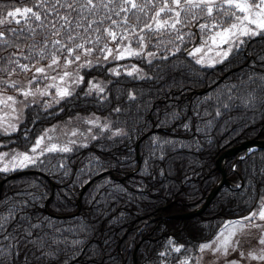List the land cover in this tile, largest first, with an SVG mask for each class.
Instances as JSON below:
<instances>
[{"label":"trees","instance_id":"obj_1","mask_svg":"<svg viewBox=\"0 0 264 264\" xmlns=\"http://www.w3.org/2000/svg\"><path fill=\"white\" fill-rule=\"evenodd\" d=\"M18 7H32V4L28 0H0V18ZM114 19L119 20L118 17ZM7 27L18 29L21 26L14 20L0 25V28ZM191 31L195 32V27H191ZM199 39L197 37L193 45ZM104 43L110 47L117 45L118 41L105 39L101 41ZM250 50L252 59L264 55V40L253 38ZM21 51H26V46ZM3 55L7 56V53ZM104 55L98 47L91 54L102 59ZM177 56L180 59L174 65L164 61L160 67H153L135 57L119 61L136 63L150 79L136 78V74L127 76L125 65L118 67L120 76L112 75L107 69L115 62L85 69L90 77L109 80L103 94L107 100L101 96L99 103L92 99L96 95L93 93L88 99L81 95L79 100L67 105L61 101L57 106H45L46 111L36 103L25 108L21 125H27L29 140L33 141L47 126L76 114L110 115L115 125L123 127L127 133L114 136L112 140L104 139L106 135H103L87 147L70 153H50L41 168L34 172L14 177L0 172V200L4 201L0 208L14 200H32L27 212L36 213L34 220L51 217L54 226L80 229L68 236L69 242L73 239L81 241L75 246L79 251L73 247L63 253L69 258L68 264H76L77 261L79 264H134L133 253L137 245V264H180L191 254L199 256L197 245L211 240L225 221L245 216L256 207L255 200L249 197L258 196L262 189L256 183L255 191H248L249 164L241 162L240 157L246 152L243 150L225 155L229 185L224 184L219 189L202 213L185 219L160 218L200 207L223 176L218 166L222 153L251 139L264 140V107L257 104L251 111L233 109L222 123V117L214 118L216 109L207 102L208 97L221 95L227 86L252 71L245 59L241 58L228 68L217 65L215 69H202L189 63L193 58H185L183 46ZM83 87L80 85L76 92L80 93ZM253 87L259 89L261 86L256 84ZM129 92L135 94V100L129 99ZM113 106L120 107L121 111L113 112ZM60 107L64 109L62 112L57 111ZM197 111L201 115L205 112L210 114L203 115L201 119ZM164 116H168L167 122H162ZM184 123L188 124L190 131L181 126ZM13 137H19L14 139V144L22 149L29 147L21 133H15ZM154 137L170 139L186 147L165 152L164 160L149 159L147 149ZM93 155L100 157L107 167L86 176L81 172L82 162ZM249 155L259 165L264 159V145ZM60 158L67 168L66 174L65 169L59 167ZM145 160L152 165L150 172L159 173L163 169L164 174L145 180L141 176ZM233 165H236L235 170ZM102 172L105 173L101 175ZM87 183L89 185L83 191ZM113 185L126 187L131 195L109 199L107 192ZM139 185L143 187L138 190ZM97 192L99 206L91 199ZM20 193L28 195H18ZM105 200L109 202L105 203ZM177 245H184L190 251L185 253V248H181L177 253L174 251ZM166 249L168 255L160 257L158 254ZM59 257L60 254L56 259ZM29 264L46 262L33 259Z\"/></svg>","mask_w":264,"mask_h":264},{"label":"snow or ice","instance_id":"obj_2","mask_svg":"<svg viewBox=\"0 0 264 264\" xmlns=\"http://www.w3.org/2000/svg\"><path fill=\"white\" fill-rule=\"evenodd\" d=\"M28 2L32 7L15 8L8 11L4 18H0V25L10 23L7 20L10 17L15 24L21 26L18 29L0 28V111L8 110L5 112V118L0 119V137L8 138L0 139L2 165L0 172L7 173L34 167L37 164L42 165L44 161L41 157L48 153L73 152V145L76 149L88 146L74 139H68L63 144L54 142L57 138L50 136L49 133L55 131L56 125L45 129L34 141L29 140L27 125L24 129L20 127L21 109L36 103L37 97L53 95L57 98L55 101L57 104L64 101L65 105L79 100L81 95L88 99L93 92L96 95L92 99L97 103L100 102L98 98L101 96L107 100V96L103 95L105 89L99 83L93 80L85 82L84 76L78 74L79 68L92 64L87 57L97 47L99 51L105 53V60L109 57L113 61L135 57L153 67H160L164 61L174 65L180 59L177 53L181 52L182 46L185 58H193L189 63L199 65L202 69H215L217 65L228 68L243 58L252 71L240 81L227 86L221 95L215 98L208 97L207 102L216 109L214 118L222 117V123L232 114L233 109L251 111L256 109L257 104L264 107V55L252 59L250 50L253 38L259 37L264 40V0H28ZM114 17H118L119 20ZM191 27H195L196 31L192 32ZM129 36L135 37V48L131 46V41L124 43L129 40ZM197 37L200 38V43L193 45ZM105 39L118 41L115 55L107 43L101 44ZM25 46L26 51H21ZM5 52L7 56L3 55ZM82 56L85 57L84 63H80ZM45 61L46 63H42ZM73 64H76V69L72 72L65 70ZM50 70L56 75H51ZM107 70L112 75H121L119 68ZM18 72H32L27 84L11 79ZM134 72L138 74L136 78L150 79L142 75V70L136 65H131V70L127 71L126 75L133 76ZM44 80L53 83L47 84L44 90L39 86L33 87L38 81L43 83ZM73 84H83L84 87L77 93L72 90ZM256 84L261 87L259 89L253 87ZM51 88H55L54 93L48 90ZM248 88L251 90H246ZM128 97L136 99L135 94L131 92L128 93ZM48 103L44 101L39 107L45 108ZM63 110V107L57 109L60 112ZM112 111L119 113L121 109L113 106ZM209 114L205 112L203 115ZM197 115L203 119V115L198 111ZM167 120L168 116L162 118V122ZM83 123L96 129L90 137L92 140H98L104 132L108 133L103 137L107 140L122 135L120 131H112V125L107 118L101 121L95 113L83 119ZM181 126L191 130L186 123ZM89 131V128H85L79 135L83 136ZM18 132L29 143L27 150L22 152L8 148L13 134ZM77 135L76 130L71 131L72 137ZM165 145L168 147L165 148ZM177 147L186 146L177 145L170 139L154 137L148 146L147 155L149 159L164 160V153ZM240 159L242 163L249 164L248 191H255L256 183L260 184L262 190L258 196L249 197L255 200L256 207L247 215L225 221L211 240L197 245L198 252L208 253L205 264H213V261L220 257L228 258L230 252H235L237 248L238 257L228 258L223 264H242L245 258V245L254 237L259 250L249 248L247 259L264 261V159L259 165L251 155L242 156ZM82 164L81 172L86 176L94 170L107 167L100 157L94 155ZM143 164L145 167L141 176L145 180L164 174L163 169L159 173L150 172L149 168L152 165L148 160L143 161ZM59 167L65 169L66 174L67 168L63 158L59 160ZM235 168L236 165H233V170ZM137 187L139 190L143 185ZM107 195L112 199L130 196L131 193L124 186L113 185ZM91 199L99 206V192ZM108 202L105 200V203ZM3 204L4 201L0 200V205ZM31 204L32 200H14L0 208V264H29L33 259L46 264H68L69 258L63 253L81 243L78 239L69 242L68 236L80 229L54 226L51 217L34 220L36 213L27 212ZM169 244H172L171 240ZM181 248L185 246L177 245L174 251L179 253ZM79 250L75 247V251ZM189 251L190 249L185 248V253ZM58 254L60 257L56 259ZM158 255L166 257L168 250ZM76 264H79V261ZM183 264L192 262L186 258Z\"/></svg>","mask_w":264,"mask_h":264},{"label":"rangeland","instance_id":"obj_3","mask_svg":"<svg viewBox=\"0 0 264 264\" xmlns=\"http://www.w3.org/2000/svg\"><path fill=\"white\" fill-rule=\"evenodd\" d=\"M7 20L8 21H11L12 18L9 17V18H7ZM129 41H131V46L133 48H135L136 47L135 37L129 36V40H126L124 43L127 44V43H129ZM199 43H200V39H199V41L196 44H199ZM116 46L117 45L113 44V45H110V47H109V48H111L113 50V55L116 54ZM87 59L88 60H91L92 61V64L90 66L89 65H85L84 67L79 68L78 69V74L84 76V78L86 77L85 78V82H87L88 80H93V82L99 83V85L105 89L104 94L106 93V90H107V87H108V84H109V80L108 79H105V78H102V77H98V76H91L90 77V76L86 75L85 69L91 68L92 66H95V65L105 64L107 62H115V64H113L112 66H110L111 68H118L119 66H122V65L128 66L126 72L129 71V70H131V65H136L137 68L141 69L136 63H131L129 61L119 62V61H123V60H115V61H113L111 59V57H109L108 60H105V59L96 58V57H93V56L90 55V56L87 57ZM128 59H130V58H128ZM84 60H85V57L82 56L80 63H84ZM61 62H63L62 61V58H61ZM39 66L40 65H37V67H39ZM74 69H76V64H73V65L68 66L67 69H65V70H67L69 72H72ZM50 74L51 75H56V73L55 72H51V70H50ZM133 74H136L138 76V74L135 73V72ZM141 74L144 75V76H146V73L143 70H142V73ZM31 76H32V72L17 73V74H14L11 77V79L12 80H16V81L21 82V83H24V84H27V79L30 78ZM66 79H70V78H66ZM50 83H53V82L50 81V80H44L43 83H40L38 81L37 84H34L33 85V87L35 88V87L39 86L41 90H44L45 86L47 84H50ZM81 85H83V84H81ZM79 86L80 85L73 84L72 85V90H74L76 92L77 89L79 88ZM48 90L50 92H53V93L55 92V88H51V89H48ZM93 93H95V92H93ZM9 94H11V93H9ZM56 99L57 98L54 95L53 96H48V97H37L36 104H41L44 101H48L49 103L46 104L45 106L46 107H53V106H57L58 105L55 102ZM25 108H22L21 109V123L23 122L24 117H25ZM7 111H8L7 109H5L4 111H0V119L5 118V112H7ZM90 116H91V114H85V115L76 114V115H73V116H69L68 118H64V119H62L60 121H57L56 123H54V124H52L50 126H47L41 132H39L38 135H40V133H42L45 129H50V128H52L53 125H56L55 131L49 133L50 136H53V137L57 138L56 141H54V142H58L59 144H63L68 139H74V140H77L79 143L89 145V144H91V142L94 141L90 137L96 131V129L93 128L90 125L84 124L83 123V119L88 118ZM97 116H99L101 118V121H103L105 118H107L108 122L112 125V131L113 132L120 131L122 134L125 133V130H124L123 127L118 126V125H115L114 119L110 115H97ZM21 123H20V127L23 128L24 126H22ZM85 128H89L90 131L87 132V133H85V135L80 136L79 133L80 132H83V130ZM72 130H76L77 131L78 135L76 137H72L71 136V131ZM14 134H13V136H14ZM28 134H29V132H28ZM107 134H108L107 132H104V133H102L101 137L103 135H107ZM0 139L7 140L8 138L7 137H0ZM14 139H16V138L13 137L12 140H11V142L8 144V148L9 149H15L18 152H22V151L27 150V149H22L18 145L14 144V142H15ZM72 147H73V151L77 150L76 147H75V145H73ZM80 148H83V147H80ZM49 154L50 153L46 154L45 157H41V160L44 161V159H48L50 157ZM11 155H12V153L10 151L9 152V156H11ZM0 166H2V165H0ZM41 166H42L41 164H37L34 167H27V168H24L22 170L10 171V172L4 173V174L13 175V174H16V173L22 172V171H30V170L35 171V169L36 170L40 169ZM253 231H255V229H253ZM249 248H251L254 251H258L259 250L257 248V246H256V238L255 237L250 240V242H249L248 245H245V249H246L245 250V258L242 261V264H264V261H256V260L247 259V255H248V251L247 250ZM238 253H239V248H237V250L235 252H230V255H229L228 258L238 257ZM186 258L189 261H191L192 264H205V261L208 259V253L207 252H203V253H200L199 256L197 254H191L190 256H188ZM186 258H184L180 264H183V261ZM228 258L220 257L218 260H214L213 261V264H223V262L226 259H228Z\"/></svg>","mask_w":264,"mask_h":264},{"label":"water","instance_id":"obj_4","mask_svg":"<svg viewBox=\"0 0 264 264\" xmlns=\"http://www.w3.org/2000/svg\"><path fill=\"white\" fill-rule=\"evenodd\" d=\"M222 80V79H220ZM197 92H203V90H197ZM264 145V140H255V139H251L246 141L244 144L238 146V147H233L230 148L228 150H226L225 152L222 153L221 158L218 161V166L219 168L223 171V176L222 178L215 184V186L211 189V191L209 192L208 196L206 197L205 202L198 208L185 212V213H177V214H170V215H165V216H160V218H166V219H185V218H192L196 215H199L200 213H202L207 206L209 205V203L211 202L212 198L217 194V192L219 191V189L224 185H229V181L226 178V174H225V163H224V156L227 154H235V153H239L243 150H246V153L244 156H247L248 154H250V152H252L253 150H255L256 148H258L259 146ZM138 162L140 163V158L138 155ZM140 166L137 167V169L135 171H137L139 169ZM30 172H34L32 170L30 171H22V172H18L16 174L10 175L9 177H14V176H20L23 174H27ZM110 172V171H109ZM105 172H102V174H104ZM52 188L54 187V183H51ZM89 183H87V185L84 187L83 191L88 187ZM1 186H2V182L0 183V191H1ZM79 202H80V198H79ZM139 245H137L135 247L133 256H134V264H137V248Z\"/></svg>","mask_w":264,"mask_h":264},{"label":"bare ground","instance_id":"obj_5","mask_svg":"<svg viewBox=\"0 0 264 264\" xmlns=\"http://www.w3.org/2000/svg\"><path fill=\"white\" fill-rule=\"evenodd\" d=\"M138 249V248H137Z\"/></svg>","mask_w":264,"mask_h":264}]
</instances>
